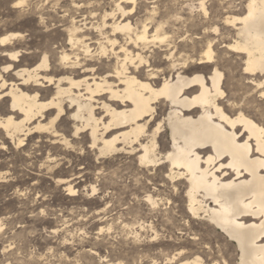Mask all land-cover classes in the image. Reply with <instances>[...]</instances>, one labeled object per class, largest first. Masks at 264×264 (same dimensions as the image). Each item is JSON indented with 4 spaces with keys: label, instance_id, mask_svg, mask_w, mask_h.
<instances>
[{
    "label": "bare ground",
    "instance_id": "6f19581e",
    "mask_svg": "<svg viewBox=\"0 0 264 264\" xmlns=\"http://www.w3.org/2000/svg\"><path fill=\"white\" fill-rule=\"evenodd\" d=\"M135 1L116 0L91 25L101 36L97 46L73 20L54 49L53 39L34 43L20 30L26 13L40 12L38 0H0L16 14L5 18L0 9V133L17 146L36 133L66 148L87 137L98 159L130 153L147 181L132 174L151 210L131 221V264H264V124L250 106L255 94L264 100V0H247L244 11L236 0H198L191 12L207 20L191 41L193 53L187 43L169 41L163 22L151 31L148 23L139 29L124 21L135 7L123 3ZM158 43L167 47L164 57L152 54ZM224 53L235 54L241 68L233 87ZM167 132L170 145L161 139ZM66 190L77 191L72 184ZM91 254L114 264L109 255Z\"/></svg>",
    "mask_w": 264,
    "mask_h": 264
},
{
    "label": "rangeland",
    "instance_id": "374dc122",
    "mask_svg": "<svg viewBox=\"0 0 264 264\" xmlns=\"http://www.w3.org/2000/svg\"><path fill=\"white\" fill-rule=\"evenodd\" d=\"M38 1L41 13H26L20 30L27 31L28 39L34 43L53 39L51 47L57 49L66 38L65 26L72 24L73 20L87 28L101 23V17L105 11L115 7L116 0ZM246 1L240 4L241 1L236 0L235 9L244 11ZM212 2L217 0H209L208 4ZM197 3L198 0L124 2L127 8L135 7L124 21L130 20L139 29L148 23L151 31L163 22L170 35L169 41L178 45L187 43V49L193 53V49L189 48L191 41L201 38L207 20L192 14L191 6ZM10 8V5L0 7L5 18L16 16L15 10ZM116 18L122 19L120 14ZM113 20L110 18L107 21L110 23ZM87 28L86 34L93 38L92 45L95 47L96 40L101 36ZM47 34L50 36L47 37ZM117 38L119 44L127 40L122 33H117ZM159 45L152 47L155 52L147 50L146 54L164 57L167 47L162 44L161 48H157ZM221 46L219 44V48ZM128 47L133 46L130 43ZM235 56L233 53L223 54V59L230 60L229 66L225 67L228 87L236 85V78L231 77L241 71L237 68L238 58ZM257 95L250 105L251 111L264 124V100ZM65 121L62 128L70 135L72 123ZM3 134L0 133V264H102L91 251L109 255L114 264H131V221L136 215L151 214L150 207L144 204L141 197L144 194L143 184L137 183L132 175L135 174L141 182H147L136 167L137 160L125 152L98 159L89 146V139H81L82 136L79 137L81 144L66 148L45 134H33L25 140L24 146L15 145ZM161 139L170 145L169 132L164 133ZM49 156L55 157L57 163L51 164ZM149 172L155 174V170ZM58 177L66 178L67 182L59 183ZM68 184L76 188L75 195L68 194ZM92 184L98 186L95 193L91 189ZM133 192L139 194L138 199ZM179 203L176 199V204ZM157 215L155 222L162 230V221ZM196 226L204 231L200 222L196 221Z\"/></svg>",
    "mask_w": 264,
    "mask_h": 264
}]
</instances>
